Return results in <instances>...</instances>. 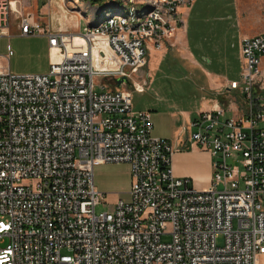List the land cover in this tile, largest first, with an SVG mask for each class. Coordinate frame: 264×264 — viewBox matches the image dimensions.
Returning a JSON list of instances; mask_svg holds the SVG:
<instances>
[{
    "label": "built area",
    "instance_id": "obj_1",
    "mask_svg": "<svg viewBox=\"0 0 264 264\" xmlns=\"http://www.w3.org/2000/svg\"><path fill=\"white\" fill-rule=\"evenodd\" d=\"M189 2L118 0L126 12L104 7L71 34L0 0V39L14 22L21 36H45L50 56L43 75H13L0 63V264H264V32L241 40L240 80L226 88L247 109L227 118L218 106L190 124L191 143L212 159L206 190L174 177L178 149L151 136L150 113L133 112L122 88L136 86L150 50L174 46ZM96 43L115 69H102ZM107 163L130 166V200L96 213L106 197L93 168Z\"/></svg>",
    "mask_w": 264,
    "mask_h": 264
},
{
    "label": "rangeland",
    "instance_id": "obj_2",
    "mask_svg": "<svg viewBox=\"0 0 264 264\" xmlns=\"http://www.w3.org/2000/svg\"><path fill=\"white\" fill-rule=\"evenodd\" d=\"M49 4L47 0L25 1V5L40 19L46 18L49 9L55 6ZM185 6L188 10L184 17L188 48L196 61L210 71L226 70L229 79L239 81L242 69L239 28L258 31L256 33L264 32V0H190ZM112 7L113 11H127L113 5L109 11H112ZM103 9L99 12V18L103 17ZM135 9L141 12L143 6H135ZM10 29L9 37L0 39V56H4L9 50L12 51V56L8 61L0 59V63L6 65L13 75L46 74L50 60L47 38L40 35L21 36L14 22ZM250 33L252 32L246 35ZM166 52V55L149 53L148 69H144L145 72L149 71V79L138 81L142 86L136 85L131 90L133 112L155 111L156 108L163 109L170 105L191 111L199 108L202 76L197 69L193 70L188 61L179 57L182 52L180 43L166 48ZM96 53L100 56L104 70L116 67L113 58H110L101 46H97ZM262 69L264 70V66ZM136 75L134 74V77ZM122 88L129 90L128 85ZM231 116L232 114L227 112L226 117ZM260 127L264 128V123H261ZM93 180L97 191L106 197V203L95 208L96 213L113 211L116 197L114 194H119V198L126 202L130 200L128 192L131 174L128 164L99 165L93 170ZM192 186L196 191H203ZM217 189L222 188L219 186ZM169 240L168 236L162 238L163 242ZM220 242L221 239L218 240V243Z\"/></svg>",
    "mask_w": 264,
    "mask_h": 264
},
{
    "label": "crops",
    "instance_id": "obj_3",
    "mask_svg": "<svg viewBox=\"0 0 264 264\" xmlns=\"http://www.w3.org/2000/svg\"><path fill=\"white\" fill-rule=\"evenodd\" d=\"M25 1L26 0H16V2H13V0H11L12 8L16 11H19L21 14H25L27 12L31 13L32 11L25 5ZM47 1L50 3L49 5L53 6L54 4L55 6L52 9H49L46 18L40 19L32 12L40 21L42 27L47 31H62L71 34H79L87 26L96 23L100 19L99 12L101 8L111 5L115 6L114 4L118 2V0ZM96 5L100 7H95ZM179 13L182 16L183 26L182 28H179L177 30L175 38L172 40V42L174 43V45L179 43L182 45V52L179 57L188 61V63L192 65L193 70L197 69V71H199L200 75L202 76L203 84L199 86L200 90L202 91L199 103L200 106L195 111L178 108L171 105L164 107L163 109L156 108L155 111H149L152 122L151 136L155 138L166 139L171 143L172 146L178 149L173 153L171 158L174 177L186 178L190 181V185L192 188V185H194V187L198 190H206L211 183L212 159L208 151L197 148L191 143L190 135L192 133V129L190 127V124L199 113L213 110L218 106L224 108L225 116L227 112H230L232 114L231 117H235L239 112H243L244 110H246L247 107L246 104H244V96L240 94L239 91H236L234 93L231 91L226 92V88L229 82L236 81L227 77L226 70L220 72L210 71L205 67H202V65L196 61L193 54L189 51L186 37L184 17L188 14L187 7H180ZM60 25L61 27H59ZM10 30L11 29H9V34H11ZM248 32L252 33L246 35V33ZM256 32L258 31H252L249 29L244 30L239 28V55L241 40L258 35L259 33ZM97 46H101V49H103L105 52H108L110 58H113L117 67V60L110 49L102 43H96L95 52L97 50ZM149 53H157L162 55L167 54L166 49L160 51L150 50L148 52V55ZM96 55L103 69L102 61H100L99 59L100 56H98V53H96ZM261 61V67L263 68V57L261 58ZM145 68L148 69L147 58L145 66L136 73L137 75L135 77H133V84L141 85L140 83H138V81H148L149 71L145 72ZM145 74L147 75V78L144 77ZM128 86L129 91L131 92V90L133 89L132 83ZM114 195L116 196H114L115 202L122 200L119 198V194Z\"/></svg>",
    "mask_w": 264,
    "mask_h": 264
},
{
    "label": "water",
    "instance_id": "obj_4",
    "mask_svg": "<svg viewBox=\"0 0 264 264\" xmlns=\"http://www.w3.org/2000/svg\"><path fill=\"white\" fill-rule=\"evenodd\" d=\"M122 83H127L126 78L122 77L115 80L116 87H120Z\"/></svg>",
    "mask_w": 264,
    "mask_h": 264
},
{
    "label": "bare ground",
    "instance_id": "obj_5",
    "mask_svg": "<svg viewBox=\"0 0 264 264\" xmlns=\"http://www.w3.org/2000/svg\"><path fill=\"white\" fill-rule=\"evenodd\" d=\"M103 11H104V9H103ZM103 11H102V12H103ZM102 14H103V13H102ZM62 24H63V23H62ZM59 27H61V25H60ZM59 27H58V28H59ZM52 60H54V61L58 60L57 55H55V51L52 52Z\"/></svg>",
    "mask_w": 264,
    "mask_h": 264
}]
</instances>
